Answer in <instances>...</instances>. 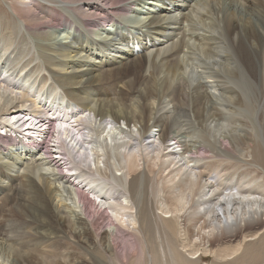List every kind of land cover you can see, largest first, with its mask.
I'll list each match as a JSON object with an SVG mask.
<instances>
[{
  "label": "bare ground",
  "instance_id": "obj_1",
  "mask_svg": "<svg viewBox=\"0 0 264 264\" xmlns=\"http://www.w3.org/2000/svg\"><path fill=\"white\" fill-rule=\"evenodd\" d=\"M19 3L25 35L0 41V131L17 134L0 135V264H264V0ZM43 107L65 171L18 127Z\"/></svg>",
  "mask_w": 264,
  "mask_h": 264
},
{
  "label": "rangeland",
  "instance_id": "obj_2",
  "mask_svg": "<svg viewBox=\"0 0 264 264\" xmlns=\"http://www.w3.org/2000/svg\"><path fill=\"white\" fill-rule=\"evenodd\" d=\"M19 1L20 0H0V16H1V18L2 17H4V19L5 20H10V18H15L16 16L10 11V9H9V6H8V4L10 3H12V5L14 6V8H15V10H17V12H19L20 14H21V6H20V3H19ZM239 2V4L241 3L240 1H238ZM19 9H20V11H19ZM6 16V17H5ZM131 17H132V15H131ZM130 17V18H131ZM8 18V19H7ZM15 21H16V23L15 24H17V26L19 27V31L15 28V27H13V26H11V27H0V41H2V37L7 33V32H9L8 34H18V38H20L21 37V35H25L24 33H23V29H22V26H21V22L17 19V18H15ZM6 32V33H5ZM21 34V35H20ZM101 36H105V35H101ZM95 37V36H94ZM18 38L16 39V41H19L18 40ZM158 40V39H157ZM15 41V44H17V45H21V44H24V42L23 43H20V42H16ZM159 41H162L161 39H159ZM163 42V41H162ZM1 43V42H0ZM20 43V44H19ZM14 46V51H15V48L17 47H19V46ZM27 47V46H26ZM27 50H29V52H32L33 50L32 49H29V47H27ZM2 52H5L4 50H2ZM9 52V54L8 55H11L13 52H11V54H10V50L8 51ZM26 52V51H25ZM13 55V56H12ZM11 56H10V58H9V62L10 61H12V63H13V57H14V53L12 54ZM7 56V55H6ZM30 56V55H29ZM29 56H28V58H29ZM3 55H0V62H2L1 60H3ZM28 58H26V59H24L25 61H27L28 60ZM37 61V62H36ZM36 61L34 62V63H32V64H35V65H32L31 67H30V69H33V68H35V67H38V66H41V64H39L40 63V61L38 60V58L36 59ZM6 62H7V59H6ZM14 64V63H13ZM18 65H20V66H18ZM23 65H24V62L22 63V62H20L19 64H17L15 67L16 68H18V69H16V70H20V68L21 67H23ZM35 66V67H34ZM44 68L43 67H41V69H40V72L39 73H37L35 76H34V82H35V85L37 84L38 86H39V83L40 84H44V86L46 87V88H51L54 84H55V82L53 81V79L51 78V76L48 74V76H47V71H45V69L43 70ZM46 72V73H45ZM37 77V78H36ZM41 77V78H40ZM48 77V78H47ZM40 78V79H39ZM50 78H51V80H50ZM46 79V80H45ZM48 80H49V82H48ZM0 81H2V80H0ZM43 81V82H42ZM44 81H45V83H44ZM50 81H52V82H50ZM49 83V84H48ZM51 86V87H50ZM114 96L115 95H111L109 98L110 99H113L114 98ZM18 98V99H17ZM30 98V97H29ZM108 98V99H109ZM17 100V101H16ZM19 100V101H18ZM21 98L20 97H16V99H15V101H13L12 103H14L13 104V106H15V104H17V105H20L21 104ZM17 102V103H16ZM16 105V106H17ZM77 107H78V105H76ZM28 109V108H27ZM29 111H31L32 112V110H30V109H28ZM2 112V111H1ZM0 112V113H1ZM7 118V117H6ZM3 123L4 124H6L7 122H5V121H3ZM116 124H119V125H121V126H123L124 125V123L122 124V121L121 122H119V123H116ZM132 124L133 123H131V127H133V129H140V126L138 125V124H136V127H135V125H133L132 126ZM155 132V131H154ZM155 136H158L157 134H155L154 135V137ZM172 140H170L169 142H167V145L171 142ZM173 147V146H172ZM171 147V148H172ZM249 149H248V151H250V147H248ZM248 151H246V155H248ZM247 157V156H246ZM257 165V164H256ZM248 167V168H247ZM249 168H250V170H252L251 168H253L252 166H246V168L245 167H243V169H246V170H248L249 171ZM256 168V169H255ZM60 169L61 170H65V168H62V167H60ZM254 169L256 170V173H255V175L256 176H258L259 175V177H258V179H259V181L261 180V179H263L264 180V176L262 175V173H263V171L260 169V168H258V167H254ZM202 170V169H201ZM261 172V173H260ZM258 174V175H257ZM212 175H214V174H212L211 173V176ZM261 178V179H260ZM263 180H261V182L263 181ZM90 197V196H89ZM88 197V198H89ZM18 199H17V197H16V199L15 200H13V202L11 203V205H9L7 208H11L12 206H13V204H15V202L17 201ZM16 205V204H15ZM95 206L97 207V208H95L96 209V211H98L97 212V216H98V227H102V228H105L106 227V225L108 224V219L106 218V214L103 212V210H102V208L100 207V205H98L97 203H95ZM99 214V215H98ZM99 228V229H100ZM94 236V234H92V238L96 241L97 240V238ZM213 237H209L208 238V240H210V239H212ZM194 239H196L195 237H193V240ZM193 240H191V241H193ZM68 241V242H67ZM65 240L64 242H65V245L66 246H68L69 247V245H70V248H71V246L73 247V245L70 243V241L69 240ZM205 242V246L207 245L206 244V240L204 241ZM198 243V242H197ZM121 244H123V243H121ZM121 247H119V249H121L122 248V246L123 245H120ZM208 246V245H207ZM202 247V246H201ZM200 247V248H201ZM77 248V247H76ZM71 249H73V248H71ZM75 249V248H74ZM77 250H78V248H77ZM206 254V255H204V254ZM203 253H200V251L197 253V254H195L194 255V258H196L197 259V256H198V258H201V260L199 261V264H211V262H212V255L211 254H209V252H203ZM211 255V256H210ZM200 256V257H199Z\"/></svg>",
  "mask_w": 264,
  "mask_h": 264
}]
</instances>
